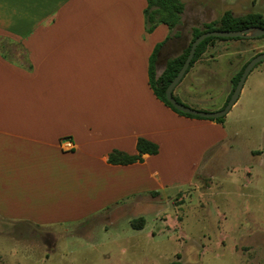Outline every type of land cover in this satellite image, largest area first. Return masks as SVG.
<instances>
[{
    "label": "crops",
    "instance_id": "1",
    "mask_svg": "<svg viewBox=\"0 0 264 264\" xmlns=\"http://www.w3.org/2000/svg\"><path fill=\"white\" fill-rule=\"evenodd\" d=\"M145 5L0 0V221L47 229L107 217L125 199L190 183L208 152L236 133L227 112L222 122L188 116L154 94L150 59L165 63L178 42H162L164 23L145 30ZM193 64L172 89L183 103L212 99ZM229 90L213 93L220 101L212 110ZM138 136L157 152L107 160L112 149L135 153ZM63 139L72 146L61 147Z\"/></svg>",
    "mask_w": 264,
    "mask_h": 264
},
{
    "label": "rangeland",
    "instance_id": "2",
    "mask_svg": "<svg viewBox=\"0 0 264 264\" xmlns=\"http://www.w3.org/2000/svg\"><path fill=\"white\" fill-rule=\"evenodd\" d=\"M181 1L180 19L170 31L178 44L165 57L186 46L192 26L218 19L225 9L264 16V0ZM261 51L264 36L208 43L194 61L193 79L210 81L212 99L184 104L216 108L220 96L213 93L229 90L230 76ZM164 60L154 66L155 75ZM203 63L221 69L211 72ZM263 69L264 58L249 70L227 111V125L236 133L208 152L190 183L125 199L109 207L114 211L107 217L99 213L48 230L0 221V264H264ZM139 216L143 225L133 228L130 219Z\"/></svg>",
    "mask_w": 264,
    "mask_h": 264
},
{
    "label": "trees",
    "instance_id": "3",
    "mask_svg": "<svg viewBox=\"0 0 264 264\" xmlns=\"http://www.w3.org/2000/svg\"><path fill=\"white\" fill-rule=\"evenodd\" d=\"M183 8V3L181 0H146V5L143 9L144 20H145V30L150 31L155 24L158 22L164 23L167 25L169 29V33L166 38L162 41L164 42L170 36L171 29L178 23L180 19V13ZM258 25L260 27H264V16L259 12H245L239 15L233 14L229 9H225L219 15L218 19H211L205 22H202V27L192 26L191 27V36L188 40V43L185 47H182L180 52L166 59L161 72L158 75H155L154 72V56L151 57L149 62V84L154 92V94L162 100L166 105H168L171 109L176 111L177 113L201 117L198 115H193L190 113L182 112L176 108H174L165 98L164 96V88L173 75L176 73L178 68L180 67L186 53L188 50V46L190 41L201 31L208 29H239L246 26ZM176 33V32H175ZM173 36H176L174 34ZM264 35L256 36L255 38L263 37ZM242 37L234 36V37H221V36H207L203 38L195 47L194 53L190 59L188 67L185 69L184 73L188 70V68L196 61L200 55L205 50V47L208 43H211L215 39H238ZM254 38V37H252ZM252 56V55H251ZM250 56V57H251ZM249 57V58H250ZM248 58V59H249ZM247 59V60H248ZM246 60V61H247ZM245 61V62H246ZM244 63L240 65V67L231 75L230 77V90L226 95V98L223 102L227 100L229 97L233 86L235 85L241 70L244 66ZM183 76V75H182ZM173 94V93H172ZM177 101H180L178 97L173 95ZM181 102V101H180ZM223 106V105H222ZM224 115L218 117H209L217 122L223 121ZM208 118V117H207ZM135 153H127L121 150L112 149L108 152L107 160L111 163H129L136 160H141L142 153L153 154L157 152V144L151 140H148L142 136H138L135 140ZM154 193V192H152ZM143 217L139 216L136 218L130 219V225L133 228H141L143 225ZM171 264H179L176 261H172Z\"/></svg>",
    "mask_w": 264,
    "mask_h": 264
},
{
    "label": "water",
    "instance_id": "4",
    "mask_svg": "<svg viewBox=\"0 0 264 264\" xmlns=\"http://www.w3.org/2000/svg\"><path fill=\"white\" fill-rule=\"evenodd\" d=\"M264 35V27H260L258 25L253 26H246L239 29H208L203 30L200 33H198L189 43L187 53L176 71V73L173 75V77L170 79V81L167 83V85L164 88V96L166 100L176 109L190 113L193 115H198L201 117H218L221 115H224L228 109L231 107V105L235 102L242 83L245 79V76L249 72V70L253 67V65L258 62L259 60L264 58V51L257 52L253 54L244 64L241 73L233 86L231 93L223 106H221L219 109L215 110H203L194 108L192 106L186 105L183 102L177 101L175 97L172 94V89L175 86V84L181 79L182 75L184 74L185 69L188 67V64L190 62V59L194 53L196 45L205 37L207 36H221V37H256Z\"/></svg>",
    "mask_w": 264,
    "mask_h": 264
},
{
    "label": "built area",
    "instance_id": "5",
    "mask_svg": "<svg viewBox=\"0 0 264 264\" xmlns=\"http://www.w3.org/2000/svg\"><path fill=\"white\" fill-rule=\"evenodd\" d=\"M59 145L63 148H70L72 146V143L68 139H63L59 142Z\"/></svg>",
    "mask_w": 264,
    "mask_h": 264
}]
</instances>
